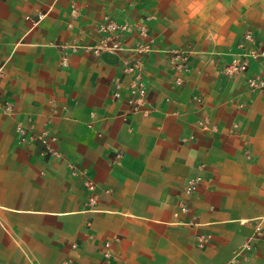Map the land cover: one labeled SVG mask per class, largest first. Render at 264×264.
<instances>
[{
  "label": "crops",
  "instance_id": "0c3cea01",
  "mask_svg": "<svg viewBox=\"0 0 264 264\" xmlns=\"http://www.w3.org/2000/svg\"><path fill=\"white\" fill-rule=\"evenodd\" d=\"M106 16L133 26L129 50L151 44L135 113L124 69L140 57L90 50ZM247 34L264 48V0H0V264L229 263L264 229V94L246 83L264 72H223ZM17 124L55 135L59 155L20 143ZM243 264H264V240Z\"/></svg>",
  "mask_w": 264,
  "mask_h": 264
},
{
  "label": "built area",
  "instance_id": "2783aa9c",
  "mask_svg": "<svg viewBox=\"0 0 264 264\" xmlns=\"http://www.w3.org/2000/svg\"><path fill=\"white\" fill-rule=\"evenodd\" d=\"M45 17V13L37 11L35 16H27L26 20L32 24L39 23ZM133 26L129 23L118 24L110 17H104L100 24V30L103 33V38L100 42L90 47V50L99 55L100 53L107 52L111 54H117L122 51H133L138 57L144 56L151 51V44L148 42H138L130 50L124 43V38L127 33L132 32ZM141 36H146V29L143 26H139L138 29ZM239 48L242 50L241 54L232 59L223 69L224 75L228 77H245L250 69L252 62L257 63L259 69L264 72V48H257L254 45V40L251 34H247L244 37V41L239 43ZM171 62L174 64V68L178 71L186 69L185 53L179 51H173L170 53ZM142 58L132 59L127 61L124 73L129 75V83L127 86L126 102L131 110L135 113L140 111L146 103V89L142 82ZM3 73V65H0V77ZM247 86L250 91H257L264 94V73L257 74L246 79ZM116 100L121 98V93L117 90L114 93ZM197 102H201V99L195 97ZM203 129H207L208 121L203 119L200 122ZM16 134L18 141L22 144H30L33 142H39L43 145L47 154L52 156H58L59 152L54 149L53 144L57 143V137L49 132H43L40 135H34L30 133L27 128L22 124H17ZM204 183V179L200 176L191 177L187 180L183 188V196L179 202L178 210L181 213L190 212V208L187 205V200L195 195ZM84 186L86 189L93 193L95 185L90 181H85ZM91 203L94 202V197H90ZM178 214V212H177ZM264 219V218H263ZM262 220V219H261ZM190 225H195L196 222L189 221ZM208 237L205 234L197 236V246L203 248L207 243ZM258 240H264V229L257 224L252 237H250L239 249L237 254L227 264H243L248 260L249 254L253 251L254 242ZM73 249H77L76 244H72ZM105 257L110 258L109 253L105 254ZM62 264H70V262H64Z\"/></svg>",
  "mask_w": 264,
  "mask_h": 264
}]
</instances>
